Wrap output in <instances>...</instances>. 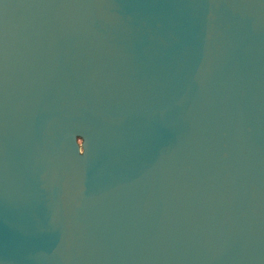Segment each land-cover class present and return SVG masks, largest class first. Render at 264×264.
<instances>
[{"label": "water", "instance_id": "95a60500", "mask_svg": "<svg viewBox=\"0 0 264 264\" xmlns=\"http://www.w3.org/2000/svg\"><path fill=\"white\" fill-rule=\"evenodd\" d=\"M0 264H264V0H0Z\"/></svg>", "mask_w": 264, "mask_h": 264}]
</instances>
